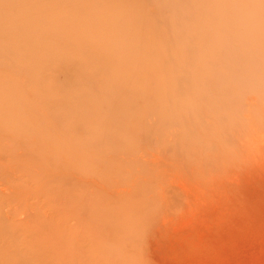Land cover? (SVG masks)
I'll return each instance as SVG.
<instances>
[{"label":"rangeland","instance_id":"374dc122","mask_svg":"<svg viewBox=\"0 0 264 264\" xmlns=\"http://www.w3.org/2000/svg\"><path fill=\"white\" fill-rule=\"evenodd\" d=\"M0 264H264V0H0Z\"/></svg>","mask_w":264,"mask_h":264},{"label":"bare ground","instance_id":"6f19581e","mask_svg":"<svg viewBox=\"0 0 264 264\" xmlns=\"http://www.w3.org/2000/svg\"><path fill=\"white\" fill-rule=\"evenodd\" d=\"M18 5V4H17ZM15 6H16V4H15ZM21 13H24V12H14V18L13 19H15L16 18V20H17V22H20L22 25L27 21V19H31V20H29V21H27V22H32V24L34 23V19H32V17L31 18H27V16L25 15V17L27 18V19H24V20H21V19H23L24 17L21 15ZM16 22V21H15ZM12 26V25H11ZM22 36V35H21ZM15 37H18V38H21V37H19V35H15L14 34V36L12 35V38H13V42L15 41ZM21 39H23V38H21ZM24 40V39H23ZM16 70H18V69H16ZM25 71V70H24ZM27 78V77H26ZM28 79V78H27ZM97 79V78H96ZM43 242V241H42ZM45 244V243H44ZM50 244H48V246H49ZM51 246H52V248L53 249H51V248H49V247H47V245L45 244V245H43V247L44 248H47V249H51V250H53L54 251V253H56L57 255H59L60 254V252H59V248H55L54 249V247H53V245L51 244Z\"/></svg>","mask_w":264,"mask_h":264}]
</instances>
